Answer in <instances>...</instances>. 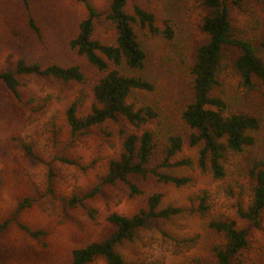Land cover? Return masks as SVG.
Returning <instances> with one entry per match:
<instances>
[{"label": "rangeland", "instance_id": "rangeland-1", "mask_svg": "<svg viewBox=\"0 0 264 264\" xmlns=\"http://www.w3.org/2000/svg\"><path fill=\"white\" fill-rule=\"evenodd\" d=\"M32 15L41 27L39 40L29 26L28 11L22 0H0V70L12 69L18 59L50 64H78L85 70V85L64 83L40 77L21 78L20 100L0 83V222L14 215L19 203L26 198L32 206L15 215L9 231L2 238L0 260L4 264H69L72 251L93 241L110 236L113 225L111 213L132 216L146 206L147 198L159 192L163 204L188 206L189 198L207 191L211 205L206 216L184 214L171 220H156L138 232L134 242L119 247L128 261L142 264H217L213 247L223 237L209 227L213 220H236L242 228H249L251 251L246 254L248 264L264 263V231H254L238 216V207H247L251 190L237 172V155H230L224 180H215L211 173L202 172L197 165L186 168L183 174L194 182L184 188L158 183L148 178L134 177L143 194L131 196L124 183L104 186L86 206H71L67 200L73 195L93 189L101 182L108 160L120 151V125L112 124L114 137L110 141L100 131L73 137L66 118L69 106L79 101L81 113L89 111L93 103V86L98 71L86 59L71 49L69 42L78 33L79 24L87 16L85 6L78 0H28ZM128 11L138 5L153 13L161 30L169 21L175 38L168 40L160 34L140 29L143 48L147 53L145 70L141 73L151 80L155 90L137 93L134 102L153 106L158 119L139 132L151 130L159 137L180 133L189 137L192 131L185 126L182 112L191 102L189 70L196 48L206 42L201 30L205 8L197 0H127ZM233 25L237 32L258 39L264 35V6L261 0H228ZM102 13L109 12L111 0H92ZM98 35L108 37L99 25ZM258 52L264 49L256 42ZM237 50L225 51L220 70V92L236 107L264 111L259 90L249 91L234 69ZM31 147L34 154L26 150ZM201 147L185 145L182 155L196 160ZM78 161L80 166L63 163L60 158ZM160 152L148 166L153 169L162 160ZM50 168L56 177L49 182ZM96 213L92 218L89 211ZM25 223L47 233L41 246L18 225ZM96 264H106L103 260Z\"/></svg>", "mask_w": 264, "mask_h": 264}, {"label": "trees", "instance_id": "trees-1", "mask_svg": "<svg viewBox=\"0 0 264 264\" xmlns=\"http://www.w3.org/2000/svg\"><path fill=\"white\" fill-rule=\"evenodd\" d=\"M22 1L27 7L30 28L42 40V30L31 13L29 1ZM78 1L85 6L87 16L79 24L78 33L69 45L98 71L99 77L92 89L94 101L89 111L81 113L83 105L75 101L66 111L67 122L73 137L97 130L108 141L114 137L111 125H120V151L108 160L100 184L73 195L67 200L68 204L86 206L88 201L101 194L104 186L118 183L126 184L131 196L142 195V189L133 178H148L150 174L158 183L184 188L193 184L194 179L181 171L195 165L202 172L211 173L215 180H224L228 175L226 163L234 154L239 157L236 165L238 175L251 190L250 202L247 207H238V216L254 231H264V111L236 107L219 90L225 51L237 50L239 55L234 63L235 71L249 91L261 92L264 103V57L256 48V42H259L264 49V35L253 39L238 33L233 25L228 0H197L207 11L201 23L207 40L196 48L189 70L193 98L182 112L183 123L192 133L187 138L180 133L159 137L151 130L139 132L158 119V110L132 101L137 93L155 90L154 83L141 74L148 56L137 26L168 40L175 38L173 27L166 21V27L161 30L156 16L138 5L129 12L127 0H111L106 14L100 12L92 0ZM261 3L264 6V0ZM99 25L107 30L108 37L98 35ZM23 77L80 85L88 81L85 70L78 64L44 66L40 62L18 59L12 69L0 70V83L18 100L22 97ZM186 144L191 148L201 147L196 163V160L182 155ZM26 150L30 155L34 154L31 147ZM158 152L163 156L162 160L155 168L148 169ZM60 161L80 166L73 159L61 157ZM55 177L54 168H50L49 182L52 183ZM189 200L191 204L188 206L164 205L163 194L155 192L147 198L146 206L132 216L111 213L108 221L113 225V233L103 240L75 248L69 264H96L100 260L106 264H142L126 260L119 247L134 242L139 230L156 220H171L184 214L203 217L210 213L207 191L191 196ZM32 205V200L26 198L19 203L12 217L0 222V251L3 235L9 231L15 215ZM95 213L94 210L89 211L92 218ZM18 225L38 245L47 246L44 230L33 229L25 223ZM209 227L223 237V241L213 247L217 264H248L246 254L251 251L252 242L249 228L240 227L233 219L213 220ZM0 264L4 263L0 260Z\"/></svg>", "mask_w": 264, "mask_h": 264}]
</instances>
